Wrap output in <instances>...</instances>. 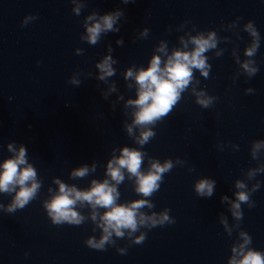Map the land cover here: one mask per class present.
Segmentation results:
<instances>
[{
  "label": "water",
  "instance_id": "95a60500",
  "mask_svg": "<svg viewBox=\"0 0 264 264\" xmlns=\"http://www.w3.org/2000/svg\"><path fill=\"white\" fill-rule=\"evenodd\" d=\"M83 3L85 7L76 16L70 0H0V161L11 155L7 143L23 144L29 163L42 180L37 199L24 209L11 214L0 211V264H226L238 236L236 230L227 235L219 222L221 213L229 225L234 222L220 197L234 198V181L244 179V172L257 166L250 155L251 142L264 140V0ZM117 8L125 14L119 32L103 35L94 46L80 39L86 15ZM28 15L37 18L22 26ZM249 20L260 34L254 57L258 72L252 77L238 73L231 54L235 48L239 58L245 59L243 49L251 37L242 26ZM232 21H236L235 29L222 28ZM181 24L184 28L178 31ZM193 25L197 31L215 30L218 36L229 37L218 44L223 55L216 57L214 50L206 53L211 65L207 79L194 70L200 81L197 87L217 99L210 108H201L184 92L173 111L156 124V136L143 146L149 157L160 161H185L164 176L160 190L151 197L154 208L144 209L158 213L168 208L175 223L141 229L146 239L139 245L117 239L115 247L106 246L105 251L91 249L84 240L98 238L99 229L93 232L90 221L80 226L53 225L41 201L48 198L49 187L55 190L53 177L87 188L91 179L103 178L113 148L138 147L123 129L122 122L130 121L124 115L123 100L114 109L110 105L118 94L135 98V89L126 87L121 74L131 65L147 67L160 40L168 43L169 50L179 47L178 37L185 31L195 34ZM142 28H148L149 34L138 39ZM118 38L123 39V46L116 45ZM108 46L117 60L113 65L116 75L109 78L115 81L117 92L105 100L101 90L107 85L95 79V63ZM76 48L83 54L77 55ZM73 73H79L78 86L69 83ZM245 88L254 91L246 94ZM218 144L223 145L222 150ZM92 162L97 164L95 173L83 179L69 178L72 168ZM260 162L264 163V157ZM189 168L194 170L189 172ZM200 177L216 181L212 197L196 196L192 185ZM257 180L260 188L251 195L254 207L241 204L243 219L239 223L240 230L252 238L250 246L264 251V173L247 183L250 187ZM119 191L118 203L140 198L128 180L119 185ZM10 199L0 194V203ZM81 211L88 213L87 208ZM116 247H126V254L117 253Z\"/></svg>",
  "mask_w": 264,
  "mask_h": 264
},
{
  "label": "clouds",
  "instance_id": "9594fccd",
  "mask_svg": "<svg viewBox=\"0 0 264 264\" xmlns=\"http://www.w3.org/2000/svg\"><path fill=\"white\" fill-rule=\"evenodd\" d=\"M70 2L73 5L72 13L79 16L85 7L83 0H70ZM131 2L134 0H121L123 4ZM124 17L121 8L104 14L92 11L82 21L84 31L80 39L94 46L99 43L103 35L119 32L118 24ZM36 18L35 15L25 16L21 22L22 26ZM239 19L237 17V20ZM187 23L188 21L184 22ZM184 24L179 25L177 30L183 29ZM242 27L251 37L250 43L243 49L245 59L239 58L235 48L231 54L238 65V73L252 77L258 72L254 57L260 46V34L250 20ZM222 28L235 29L236 21ZM192 32L195 34L185 31L184 35L179 36V47H173L171 50L165 40H160L147 61V67L131 65L121 74L126 87L135 89V98L124 99L118 94L116 101H110V105L114 109L115 103L123 100L124 115L130 117V121L122 122L123 129L138 147L113 148L104 164L103 178L91 179L87 188H78L75 184H68L53 177L52 183L56 188L53 190L49 187L48 198L41 201L53 225L80 226L90 221L94 225L93 232L99 229L98 238L89 236L84 240V244L91 249L105 251L106 246L115 247L117 239H126L129 244L139 245L146 239V233L141 229L175 223L174 218L168 214L170 211L168 208L158 213L155 211L146 213L144 209L154 208L151 197L160 190L164 176L174 167L184 166L185 161L180 158L175 160L165 158L160 161L149 157L143 146L156 136L154 131L156 124L173 111L184 92H189L201 108H210L217 99L208 95L203 88L197 87L200 81L195 77L194 70L207 79L211 65L206 53L214 50L213 54L216 57L223 55L224 49L219 48L218 44L221 41H229V37L218 36L215 30L197 31L195 25L192 26ZM148 34L149 29L142 28L137 38H146ZM115 43L117 46H123L124 41L118 38ZM74 51L77 55L83 54L80 48ZM112 52V47L108 46L106 54L95 63L97 70L95 79L107 85L106 89L101 90V96L105 100L110 94L117 92L115 81L109 80L116 75L113 65L117 60L111 55ZM87 75L92 76V73L89 72ZM78 76L79 73H73L69 83L78 86L81 83ZM253 91L252 88L244 89L246 94H251ZM5 147L11 155L0 161V194L9 195L11 199L7 204L0 203V211L11 214L24 209L37 199L42 180L34 166L29 163L27 148L23 144L12 141ZM217 147L223 149L221 144ZM231 147L238 150V145L233 144ZM250 155L257 161V166L248 168L244 172V179L234 181L236 189L232 193L234 198H229L227 195L220 197L221 203L227 205L234 222L229 225L223 213L219 215V222L227 235L231 236L233 230H236L238 236L230 246L231 254L226 264H264V251L250 246L252 238L246 231L240 230L239 223L243 219L241 204H246L249 208L254 207L251 195L260 188L258 180L250 187L247 181H252L257 174L264 173V163L260 162L261 157H264V140L251 142ZM145 160H147L146 168L143 167ZM96 168V162L82 163L72 168L68 175L73 180L83 179L95 173ZM193 170L188 169L189 172ZM125 180L131 182L134 192L140 198L118 203L121 195L119 185ZM192 188L197 197L210 198L215 193L216 181L209 177H200L194 181ZM85 208L88 209L87 215L81 211ZM116 252L121 255L126 254V247H116Z\"/></svg>",
  "mask_w": 264,
  "mask_h": 264
}]
</instances>
